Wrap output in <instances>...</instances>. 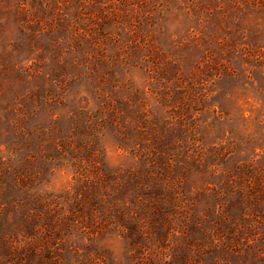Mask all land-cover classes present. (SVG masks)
I'll return each mask as SVG.
<instances>
[{
    "label": "rangeland",
    "instance_id": "rangeland-1",
    "mask_svg": "<svg viewBox=\"0 0 264 264\" xmlns=\"http://www.w3.org/2000/svg\"><path fill=\"white\" fill-rule=\"evenodd\" d=\"M0 264H264V0H0Z\"/></svg>",
    "mask_w": 264,
    "mask_h": 264
}]
</instances>
